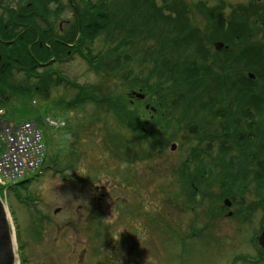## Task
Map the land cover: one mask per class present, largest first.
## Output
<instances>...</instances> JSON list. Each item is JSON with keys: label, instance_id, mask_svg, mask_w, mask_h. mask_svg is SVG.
<instances>
[{"label": "rangeland", "instance_id": "rangeland-1", "mask_svg": "<svg viewBox=\"0 0 264 264\" xmlns=\"http://www.w3.org/2000/svg\"><path fill=\"white\" fill-rule=\"evenodd\" d=\"M11 1L14 4H7V17L18 12L17 1ZM50 2L54 13L60 9L54 18L56 43L67 44L63 38L71 35L75 23L69 1ZM111 3L116 19L112 24L114 36L103 35L84 47L92 55L102 52L106 63L112 61L118 69L110 65L94 71L77 54L54 68L69 82L87 88L97 97H107L106 103L121 97L126 111H140L143 124L131 129V123L125 122L123 127L106 104L100 107L88 102L69 108L67 105L76 99L77 89L57 82L52 84L49 98L33 79L30 85L40 87V92L30 100L6 93L5 117L17 123L27 120L34 124L41 119L45 127L40 129L47 148L46 170L41 177L16 188L15 192L0 188L13 233L15 264H262L258 260L261 247L257 241L264 231V202L261 209L254 206L264 199L260 187L251 181L242 192L245 205L253 206L250 210L240 209L233 202L231 209L226 208L224 201L229 198H220L224 191L220 180L223 170L212 164L217 145L212 158H202L208 164L203 166L191 152L207 141L199 140L196 131L186 132L191 125L187 119L173 125L167 135L160 132L155 123L165 114L157 100L143 91L140 81L150 77L156 60L170 57L176 58L172 69L178 73L184 64L186 68L192 64L199 69L191 84H203L211 71L212 76L218 75L220 79L221 72L227 71L223 75L243 81L252 73L246 70L249 64L239 58L251 47L264 51V29L257 30L253 38L231 45L218 39L230 36V21L236 8L257 3L264 10V0H155L159 9L167 5L175 11L171 12L170 25L176 31L168 34L161 31V19L153 10L147 11L143 6L128 9L131 0H111ZM221 6L219 15L215 14L213 8ZM211 22L213 26L208 29ZM182 32L185 37L177 40L180 46L173 47L175 36ZM121 42L125 44L121 53L114 52ZM217 42L224 43L229 51H216ZM7 78L9 85L25 81L20 73L7 74ZM151 79V83L157 82L156 87H164V81L168 80L156 75ZM254 80L257 81L254 94H264V80L256 77ZM226 84L230 87L231 83ZM173 85L169 90L177 89ZM213 86L220 91L223 88L219 80ZM205 87L201 85V90ZM230 91L225 87L222 95L216 92L223 101H230L229 107L216 108L224 111L221 114L233 126H239L238 122L241 125L247 112L252 116L264 115V97L262 100L255 97L258 104L254 107L250 99L238 102ZM134 93L142 94L145 101ZM158 93L162 95L161 90ZM169 108L173 115L178 111L171 104ZM117 138L123 140L120 144L126 147V159L133 157L132 160L113 159ZM172 145H176L175 151ZM229 146L233 152L238 149L235 143ZM138 155H144L146 160H139ZM52 166L56 171L47 169ZM196 167L203 169L208 181L195 183ZM210 169L214 173L206 172ZM126 179L130 186L125 184ZM130 208L133 215L126 213ZM95 218L99 227L89 229ZM101 226H104L102 233L96 238L95 231ZM101 242L103 246L94 248ZM95 250L101 254H95Z\"/></svg>", "mask_w": 264, "mask_h": 264}, {"label": "trees", "instance_id": "trees-1", "mask_svg": "<svg viewBox=\"0 0 264 264\" xmlns=\"http://www.w3.org/2000/svg\"><path fill=\"white\" fill-rule=\"evenodd\" d=\"M22 1L24 7H26L28 3L29 6L27 8L32 11L40 9L42 5L41 2H43L44 0ZM68 1L75 20L72 31H70L71 35L69 37H66L70 38L68 43H71V47H65L62 44L60 45L55 42L57 44L55 46L56 55L64 52L62 53L63 55H60L63 57H58L57 55L58 59L62 60L64 58H67L69 55L68 52H70V57L74 54H79L83 59L87 60L86 62H88L89 66L94 71H101L102 69L113 65L112 61H108L106 63L107 59L102 55V52L97 53L96 55H92V52L84 47V44H87V42L92 43L98 37L101 38V36L103 35H107L108 38H110V35L114 36L112 32H115V30L114 25L112 24L116 22V19H114L113 11H111V0ZM131 4L132 5L127 6L128 9L143 6L147 11L153 10L155 14L158 13L161 19L159 22L162 23V25L159 26L163 27L161 31L167 34L169 32L173 33L176 31V28L170 25L171 21H173L171 12H175L172 6L166 5L163 6V8L161 7L159 9L155 3V0H131ZM221 9L222 6L217 8L215 7L213 8V11H215V14L219 15L218 10ZM56 10L57 11H55V17H57L60 13V9ZM263 12L264 10L257 3L247 7L239 6L238 8H236V10L233 11L234 16L230 21V36L226 39L218 40L224 41L225 43L227 40L228 44L231 45L232 42H239L243 39L251 37L253 38L257 30L264 29ZM165 13H167L168 15H163ZM14 18L17 17H15L14 15ZM32 23L33 22L30 21L27 24L32 25ZM212 26L213 23L211 22L208 29H210ZM30 33L32 32L27 31L25 34L17 35L19 37H16V34L10 35L8 28L4 29V26H1L0 34L3 39L14 40L15 38H18V41L15 39L16 41L13 44L5 46L7 48L11 46V49L9 48V51L5 52L4 54L0 52L2 55H4L3 63L6 64L0 75V100H2L0 101V107H6L8 105V103L5 101L7 98L5 96L6 93L11 92V94L19 96L21 100H24L26 98L30 100L31 97L34 96L33 94L37 92V90L33 88L32 85H30L33 73L35 72L37 66L34 63L30 52L27 51L26 46H24V49L19 46V43L21 41L20 39L23 36L29 35ZM224 35L226 36L227 34ZM175 37L176 38L174 39L175 41L173 42V47L180 46V43H178L177 40L185 37V32L178 33V35H176ZM66 38H63V40H65ZM57 39L60 38L57 37ZM122 42L118 45V47H115L113 49L114 52L117 53L118 51L119 53H121V47L125 46V44H123ZM0 47H3L1 41ZM162 50L164 51L165 49L162 48ZM258 50L252 49V47L248 48V50L244 52V55L240 56L239 59L249 64V68H247L246 70L254 74L257 80H264V51L261 49ZM16 58H18L19 60L18 63L13 62V60ZM176 61L177 60L174 57H170L163 61L156 60V66L153 68L154 70L150 74V77H148L144 81H140L143 87V91L157 100V103H159V105L161 106L162 112L165 114L164 118L160 117L161 120L155 123V127L158 126L160 132L167 135L173 125L181 124L187 119L191 125H189L190 128L186 132H188L189 134H195L196 131L198 132L199 140L203 139V141L206 140L208 142V144L207 142L202 143V148H200L201 144H199L197 149L191 152V155L195 158V160L198 162L201 161L199 164H203V166L208 164H206L205 161L203 162L202 158H204V160L212 158V150L213 148H215L214 146L217 145L218 152L215 158H213L212 164L216 167H222L221 169L223 170L222 174L220 175V180L221 186L223 187L224 191L222 192L220 198H229L232 200L233 205H240V209L244 208L245 210H250L253 206L250 208L248 203L245 205V199L241 196L243 190L248 187V183L253 181L256 186L260 187L261 190H259V192L263 193L264 195V191L262 192L264 187V115L257 113L256 116H252V114L247 112L244 114L245 118H243L241 125L240 122H238L239 126H233V122L229 120L226 121L227 116L221 114L224 113V111H220L219 109L217 110L216 108L220 106H224V108L229 107L228 104L230 103V101H223L216 93L220 90L215 88V86L213 85H215L216 80L221 81L223 88L219 92L220 95L223 94L226 87L227 90L231 89L229 94L233 93L235 95L234 99L237 98L238 102L244 103L246 99H250V104L254 107L256 104H258V99L257 101L254 100L257 97H261L260 100H262L264 94H254L253 89L256 86V80H252L249 77H245L243 81L239 80L238 78L235 80L234 78H229L228 75H223L227 73V71L221 72L222 77L220 79L218 75L217 77L216 75L212 76V71L208 73V70L204 69V71L206 70L205 73H208L206 75L207 78L204 79V83L200 85H196L197 82L195 84H191V79L198 77L200 72L199 69L196 67L193 68L192 64H189L186 68L184 67V64L180 66L182 68V72L181 70H179L178 73L172 69V66L177 63ZM160 63H162V65ZM10 66L16 67L20 74L23 73L25 77V81L23 82V84L9 85V78H7V73L11 74ZM113 67L118 69V65L116 63H114ZM161 69H163V71ZM153 75L164 76L168 78L167 81H164V87H156L155 85L157 82L151 83V77ZM59 76L60 75L57 74V77ZM230 80L235 81L231 82ZM227 81L228 83H231L230 87H228V84H226ZM56 82L57 84H66L67 86H72L73 89H77L76 99L73 100L72 103H69L67 105V107L69 108L74 109L75 107L88 102L99 105L100 107L101 105L106 104L109 112L123 127L125 122H128L129 124L131 123V129H136V127H139L140 124H143V121L139 118L140 111H126V107L122 106L121 97H118V99L114 101L109 100V103H106L108 101L107 97H97L96 95L90 93L87 88L69 82L67 78H63L61 76V79L56 78L55 83ZM47 83L48 81H46V83L44 84L46 85ZM167 83L169 84L168 87ZM174 83H176V85H173ZM171 85H173V87H176L177 89L175 91L169 90L172 89ZM201 85L206 86L205 89L201 90ZM11 90H13L14 93ZM159 90H161L162 95L158 93ZM175 96L176 99L174 98ZM229 97H231V95H229ZM170 104L175 108V111H179V109H182L181 113L178 114V111H176V114L173 115V113L169 111ZM242 114L243 112L241 114L239 113L240 116ZM23 115L26 116L27 114L23 112ZM27 117L30 118V116ZM246 125V129L248 130L247 132L244 131ZM121 139L123 138L121 137ZM233 143L238 146V149L235 152H233L232 148L229 146ZM132 158H127V161L128 159L132 160ZM138 159H142L145 161L146 157L144 155H138ZM196 168L197 169L194 173L195 177H193L195 183L199 184L203 179H206L208 181V179L205 178V172H202L203 169L201 170L200 167ZM250 168H253L254 170L250 171ZM206 172L214 173L211 169ZM31 181L32 180H27L15 187H11L10 191L15 192L16 188L25 186ZM128 181L129 180L126 179L125 184L130 186V182ZM196 187L198 186L196 185ZM237 196H240V198L237 199ZM260 198L261 197H259V199ZM19 200L23 202L22 198H19ZM263 202L264 199L262 201H257L255 202L254 206H259V208L261 209V204ZM127 210L129 211V213L128 211L126 212L127 215H133L132 208H130V210ZM237 212L238 211H236L235 215L233 214V216H236ZM95 220L96 224L92 222V225L89 229H91L94 225H96L97 228L99 227V221L97 222V218H95ZM103 228L104 226H101L100 230L95 231L94 235L96 236V238L101 235ZM89 229L88 227L86 228L87 232ZM102 244L103 243L101 242V245H96L94 248L103 246ZM98 253L101 254V252H97V250H95V254ZM258 260L260 261V263L264 264V253L261 249H259Z\"/></svg>", "mask_w": 264, "mask_h": 264}, {"label": "flooded vegetation", "instance_id": "flooded-vegetation-1", "mask_svg": "<svg viewBox=\"0 0 264 264\" xmlns=\"http://www.w3.org/2000/svg\"><path fill=\"white\" fill-rule=\"evenodd\" d=\"M16 16L17 18H14V14H10L8 17L6 16L7 11V4L11 3V6L14 4L13 1L10 2V0H0V29L1 26H4V29L9 30L10 35L16 34V37H19L17 35H23L27 31H31L29 35L23 36L20 40L19 46L24 49V46H26L27 51L30 52L32 55V59L37 66L35 72L33 73L32 79L35 80L38 84H41L40 86L43 87L42 91L46 95H48V98L50 97L52 84L55 83L56 78L61 79L60 72L58 73L57 70H55L54 66L56 64H62L63 62L69 61L70 57L64 58L62 60L57 59L56 55V35H55V24H54V7L53 4L50 2L51 0H44L41 5L40 9L36 10H29L27 7H23V1L22 0H16ZM24 8V9H23ZM45 12V13H44ZM33 22L32 25H28V22ZM18 41V38H15ZM6 40L3 39L0 34V41L1 44H3V47H0V52L5 53L9 51L10 47H5L7 45L13 44L16 40ZM67 39V44L62 43L63 46H68V42L70 38ZM64 47V49H65ZM71 47V46H70ZM64 51V50H63ZM226 51L228 52L229 49L227 46L224 47V49L221 51L222 53ZM220 52V53H221ZM0 53V75L3 69L5 68V63H3L4 55ZM64 53V52H61ZM68 56H70V52H68ZM61 54H59L60 56ZM13 62L18 63V58L14 59ZM10 71L12 73H17V69L14 66H10ZM8 74V73H7ZM10 74V75H11ZM57 74L60 76L57 77ZM65 78L64 76H62ZM34 81V82H35ZM48 83L45 85L44 83ZM65 85V84H64ZM71 88L70 86H68ZM37 92H40V87L36 88ZM2 101V100H0ZM145 101V99H144ZM133 103V102H132ZM156 112V111H155ZM155 112H153L155 114ZM40 118V117H39ZM37 125L40 128L45 127L43 124V121L40 119ZM123 140H120L117 138L116 143L114 144L115 150L114 151V160L117 161H127V151L126 147H122V144H120ZM99 190V189H97ZM103 195L101 196L100 200L103 199ZM229 216V215H228ZM230 217V216H229ZM263 264V263H262Z\"/></svg>", "mask_w": 264, "mask_h": 264}, {"label": "built area", "instance_id": "built-area-1", "mask_svg": "<svg viewBox=\"0 0 264 264\" xmlns=\"http://www.w3.org/2000/svg\"><path fill=\"white\" fill-rule=\"evenodd\" d=\"M3 115L0 109V143L5 148L0 153V186L9 187L35 173L46 153L42 133L33 124L15 125Z\"/></svg>", "mask_w": 264, "mask_h": 264}, {"label": "water", "instance_id": "water-1", "mask_svg": "<svg viewBox=\"0 0 264 264\" xmlns=\"http://www.w3.org/2000/svg\"><path fill=\"white\" fill-rule=\"evenodd\" d=\"M214 45L217 51H221L225 47V44L219 42L215 43ZM249 78L254 80L255 76L253 74H249ZM133 95H136L141 100H144V96L142 94L134 93ZM171 149L175 151L176 145H172ZM224 205L231 208L232 201L226 199L224 201ZM56 213H58V211H56ZM12 238L13 233L8 220V214L0 198V264H15V249H13L14 244ZM258 244L264 251V231L258 239Z\"/></svg>", "mask_w": 264, "mask_h": 264}]
</instances>
